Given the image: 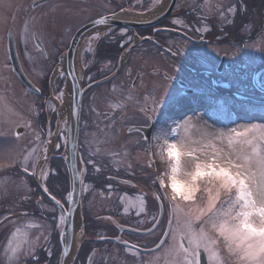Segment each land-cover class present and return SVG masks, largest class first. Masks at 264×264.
I'll use <instances>...</instances> for the list:
<instances>
[{
	"label": "rangeland",
	"instance_id": "1",
	"mask_svg": "<svg viewBox=\"0 0 264 264\" xmlns=\"http://www.w3.org/2000/svg\"><path fill=\"white\" fill-rule=\"evenodd\" d=\"M38 1L40 0H0V163L5 165L4 167H0V218L9 214L11 215L7 217V219H11L5 221L0 226V238L1 240L4 238L3 241H5L6 238H9L10 234L16 229L13 226H18L21 223H25L26 225L21 229L22 232L25 233L29 230L31 232L36 231V228L41 229V231L46 232V234H49L50 232V220H45L49 219L47 216L43 217L44 215L42 216L35 212L36 215L30 217V215H24L20 212V210L24 208L22 203L24 204L25 202L24 200H21V197L25 195L27 196L28 183L27 180L22 178V176L19 177L17 171L24 170V167L22 169L20 163L25 165L26 168H33L34 164L36 166V160L33 153L34 146L31 147L28 145L30 137L27 135V133L17 136L16 128L27 127L28 129L31 126L33 129L37 128V122L35 123V121H33L34 119L31 118L33 115L34 106H37L39 111L42 110L45 119L49 117V113L56 111L54 100H60L61 98L60 93L63 91L64 82L66 79L65 73L61 72L60 75L55 76L53 80L51 78L46 86L43 81L41 84L40 79L49 72L53 74V71L59 65L60 62H53L57 56V53L59 54V61H61L63 56L65 57L69 44L66 39H70L72 36L70 35L72 34L71 32H77L79 28L91 23V20L87 18L89 12H84L82 9V6L84 8V4L86 3L74 4L72 1H65L59 7H61L63 13L67 12V8L72 7L75 14H77L74 20H69L67 18L62 19V17L57 12V0H53L48 3V7L45 5L43 6V8H46L43 9L45 11L44 15L40 13V9H30V13L26 15L25 9L29 8L32 3ZM160 1L161 0H148L147 3H144L143 8L139 9V12L133 10L131 5L129 10L120 11L118 15L123 14L124 12L141 15L154 9ZM177 4L182 5V0H179ZM18 8L20 10L15 15L13 9L17 11ZM9 12L10 19L7 17ZM106 17L109 18V16H102L97 19ZM155 17L156 16H153L149 20ZM168 17L169 15L155 24H147L144 28L154 27L156 24H160V22ZM139 21L142 22V20ZM144 21H148V19L143 20V22ZM8 23L13 25L12 28L15 34L14 37L18 45L17 49L19 48L20 53H23V55L27 58L25 59L27 61L23 62L22 68H24L25 72H27L28 77L32 79L33 83L38 86H43L45 93L44 99L37 97L34 93L29 91L31 89L28 88V90L26 86L23 87V85L18 81L17 77H15L12 73L9 63V56L6 50V34L8 31ZM99 26H109V28H107V30L102 33L103 35L101 37L93 36L88 39L87 44L81 50L78 61V63H80V69L77 71L78 77H81L84 74L88 83L90 81H99L103 75L105 76L111 72V62H108L107 65H104L103 62H101V65L103 66H99L94 58V54L98 52V49L104 45L102 41L105 40V38L108 40L112 36H116L114 41L118 42L115 44V47L124 48L127 44L133 42L137 36L134 34L137 29H130L115 25L113 23L100 24ZM64 27H70V32H65ZM94 28L95 27L90 29ZM117 28L126 29L131 35L126 36L125 30H117ZM32 31H36L39 36H43V38H45L44 43L46 44L47 49V51H45L49 56V60L44 61L43 59L41 61L39 59L40 55H37L34 51V46H31V48L27 47V45H32ZM59 37H62L64 41L63 43L61 42V44H58L59 42L57 39ZM49 38H52V40H49ZM50 42H52V44ZM109 47H111L110 43L106 45V50H109ZM150 51L151 52L146 55L148 60L151 62V69H158V72H161L172 64V58L168 57L170 59L169 61H171L168 63V61L165 60L166 55L161 52L160 48H151ZM137 58L138 56L135 55V63ZM181 59L179 60L180 62ZM179 61H177V65H179ZM184 63L185 66L188 64L187 62ZM146 64L150 63L146 62ZM62 73L63 75H61ZM174 74L179 78H187L190 87L197 91L198 99H196V101L193 100V102L188 103L187 106L183 101H178L176 99V95H178L182 90H180V88L175 89V85L170 84L162 79H156V85L154 89H150L145 86L146 84L143 85L141 83L142 81L137 83L135 86H132L131 78L129 79L128 83H126V88H124V85H121L117 78L114 79L116 82L111 81L105 85H101L99 83L98 85L92 87L82 99L81 108L84 119L81 120L80 123L81 143L84 145L83 149L86 153L87 151L91 152V172L88 162L81 161L82 173L81 176L79 175L78 177L79 188H81L80 196H84L85 200H87L89 193L90 197L93 195L97 196L96 192L98 189H95L96 185L94 183L96 180L91 178L97 177L96 174L99 172H104V167L106 165L102 159L108 161L107 157L112 155L115 163L110 166L109 171L106 170V172L110 174L115 172L124 173L126 176L131 177L129 178V181L133 182L134 186L132 189H129L132 193L125 195L124 193H116L114 190L115 195H112V199L108 198L106 195L107 191L112 189L111 187L107 186L109 189L104 190V194L106 196L104 198L98 199L100 202V208L98 209H101L99 211H103L104 207H106L104 205H107L110 202L112 203L113 198H115V200H118V210L123 212L121 213L124 216L122 218L127 223L134 221L132 216L139 219L144 218L138 223L139 225L148 226L149 222L146 220L154 219V217L151 218L152 215L148 217L146 213L148 206L146 205L145 200L140 192L152 191L157 193L160 191L159 180H154L155 174L157 177L163 174L165 182H170L168 180V158L165 156L164 160L162 161L159 155L161 146L166 147L165 139H167L169 143H172L186 138V132L183 126L180 128L178 134H172L170 132L168 126L172 125L174 127V121L180 123L181 125H183L184 120L188 118H191L192 123L206 121L208 125L212 126L210 130H219L224 132H227L232 127H236L238 123L242 126L246 121H251L253 123L264 122V120H262V118H264L263 104L256 105L255 108L252 107V112H249L244 103H237L236 101L233 103L229 98L228 100L222 98L219 99L215 96L216 90L210 88V84L206 85L200 81L189 79L181 69ZM262 80V82L257 83V87L261 89L264 87V78ZM232 82L238 83L236 79H232ZM243 82L238 83L239 86L242 85ZM231 85L233 86V84ZM221 87H223L224 90L229 87L231 88L230 84H224ZM241 87L243 88L245 86ZM232 88H234V86ZM234 89L239 90L238 87H235ZM243 90L244 93H248L246 89ZM51 92L53 97L50 95ZM145 94H147V96H144ZM249 94H252L253 101H257L255 103L264 102V94L261 92L255 93V91H251ZM161 96L165 100V107L163 109L161 108L160 115L154 121L155 130L152 134V138L155 136L159 137V139H152V142L155 143V145H152L150 148V152L152 154L150 156L148 149H146L144 137H142V135L138 134L136 131L129 130L131 126L146 124L147 121L141 117V114L131 106H135L139 104L138 102H140V107L144 108V104H152L151 102L154 97L160 98ZM225 102L226 104H224ZM167 103H170V105L166 106ZM241 104H243V106H241ZM230 110L231 115H228L227 112ZM28 122L31 126L28 125ZM50 133L51 134H49L47 138L48 140H46V143L44 144L46 151V146L50 141L53 132ZM65 136L66 129L63 127V125H61L58 139L56 140V146L59 144L60 147L57 148L55 146L56 149L53 152L54 154H57L62 149V147H64ZM198 139L199 133L195 129H192L191 140ZM25 144H27V146ZM219 146L225 147L224 145ZM193 147L198 148L200 145H193ZM94 161L96 162L94 163ZM152 161H154L155 164L154 169L152 166H149L150 163L152 164ZM191 168V159L186 156H182L180 158V170L176 174V179L181 184L189 179L188 172L191 170ZM36 169L38 170L36 174H38L43 186L46 187L45 182L47 177L50 176L54 177L52 178L53 181H57L59 185L62 184L63 188L60 186L61 195L69 204L68 197L71 195V183L70 175L66 173L67 171L63 172V170L59 168H53L48 162L43 163L40 165V167L37 166ZM180 191H183L182 187L180 188ZM91 192L93 193L91 194ZM148 194L150 195V193ZM15 195H18L19 197L15 198ZM195 195L198 198L201 196L206 198V193L198 192ZM164 201L167 202V200ZM152 203L153 204L151 208H154L155 210L153 211V209L150 208V211L156 216L157 205L155 200H153ZM160 203L162 204L163 201H160ZM165 209L167 210V207H164V210ZM80 217L81 229L78 235L79 239L81 236H83L82 231L85 232V237L89 231L88 224L83 220L81 214ZM177 223L178 219L175 215H173V234H175ZM29 225L35 226L29 228ZM224 257L227 261V253L224 255Z\"/></svg>",
	"mask_w": 264,
	"mask_h": 264
},
{
	"label": "flooded vegetation",
	"instance_id": "2",
	"mask_svg": "<svg viewBox=\"0 0 264 264\" xmlns=\"http://www.w3.org/2000/svg\"><path fill=\"white\" fill-rule=\"evenodd\" d=\"M41 1L44 2L38 6H43V4L48 1L51 2L52 0ZM57 1V12L62 19L67 18L69 20H74L77 15L75 14L74 9H72V7L67 8V12L63 13L59 6L65 1H72L74 4L86 3L84 4V8L82 6V9L84 12H89L87 18L91 21L102 16L116 15L120 11L129 10L130 6L136 2V0ZM147 1L148 0H139L138 9L143 8L144 3H147ZM178 2L179 0L176 1L175 7L169 17L160 22V24H156V26L151 28L146 27L136 30L134 34L137 35L136 37L140 40H134L124 47L126 48L127 46L134 44L131 52H133L134 56H138L136 63L134 59L128 61L125 66H123L125 76H113L112 79L118 78L121 85H124V88H126V83H128L127 77L131 72L143 67L146 62L150 63L147 55L151 52V48H160L162 53L170 57V54L166 49L168 50L169 48L174 47L177 43L186 41L191 37L190 42L187 43V48L189 50L193 48L199 49L204 55L201 56L194 67L184 58L181 59V62L179 61V65L177 66L187 75L186 77L205 84H207L209 80L216 79V86H214L213 89L217 92L220 91L222 94H224V91V95L231 99L232 102L237 100L238 103H244L246 107L254 108L256 105H264V102L255 103L257 101H253L252 94H249L251 91L264 94V87L262 89L257 87V83L262 82V79L264 78V51L258 50L260 47L258 41L261 36H264V0H182V5L177 4ZM232 5L237 7V12L234 16L227 12L228 7ZM217 6H219V9ZM221 11L225 13V18L223 19L220 15ZM29 13L30 10L25 12L26 15ZM40 13L44 15L45 11L40 10ZM173 21H180V23L176 24L173 23ZM228 21H232V23H228ZM189 27L192 29L190 32L188 31ZM69 28L70 27H64L65 32L69 33ZM196 28H200L201 32H195ZM117 30H125L126 36L131 35L126 29L117 28ZM73 32L74 31L71 33ZM184 33H187V35H184ZM201 35L203 36V40L200 39ZM31 36L32 45H27V47L31 48V46H34V51L37 55H40L39 59L41 61L43 59L44 61L49 60V56L45 49L43 50V48L38 45V39L40 40V36L36 31H32ZM115 37L116 36H112L108 40L105 38V40L102 41L104 45L98 49V52L104 50L109 43L111 44L109 50L117 48L115 47V44H117L118 41H114ZM57 40L59 42L58 44H61V42L63 43L62 37H59ZM241 40L246 41L249 45H256V47H245L244 44L239 43ZM137 43L140 45V50L136 48ZM233 45H236V47H233ZM237 47L240 51H237ZM233 53H235V55H233ZM185 55H187V53H185ZM25 59L27 58L24 56L19 63L21 69H24L22 68V65L23 62L27 61ZM58 61L59 54L57 53L53 62L58 63ZM184 62L188 63L186 65L187 67ZM103 64L106 65L105 62H103ZM152 71L158 72V69H152ZM12 73L17 77L13 69ZM111 74L112 72L105 76L103 75L102 78ZM25 75L28 77L27 73ZM43 78L41 77L40 79L41 84ZM232 79H236L238 83L244 82L239 86L238 83L232 82ZM29 80L31 81L30 78ZM183 80L188 83L187 78H183ZM89 83H91V81ZM136 84L137 83H132V86H135ZM224 84H230L231 88L229 87L224 90L223 87H221ZM231 84H233L234 88L238 87L239 90L232 88L233 86ZM188 85L190 84L188 83ZM241 86L245 87L242 88ZM23 87L25 86L23 85ZM34 89L35 90H28L40 99L45 98L43 86L36 85ZM36 89H39V91L37 92ZM243 89H246L248 93L245 92V94ZM144 96H147V94ZM216 96L219 97L217 93ZM178 101L182 102L183 100L179 97ZM33 113H35V116L37 117L33 120L35 123L37 122V128L33 129L28 122V125L31 127L28 129L27 127H21L18 133L19 135L27 133L30 137L28 142L30 144H35L37 150L47 139V132L43 127V120L45 118L42 110L39 111L37 106H34ZM140 126H148V122L146 121V124H140ZM154 130V128L151 130V137ZM145 144L146 149H148L149 147L147 146L146 140ZM152 145L150 144V148ZM88 155L91 157V152H89ZM149 155H152L151 152H149ZM88 164L91 172V160ZM25 169H27V171H25ZM37 172L38 170L36 169L35 164L33 168H24L23 171L17 172L19 177L22 176V178L27 180L28 183V194L26 193L27 196L22 195L23 197H21V200H24L25 202L24 204L22 203L24 208L21 209L20 212L24 215H30V217L35 216L36 213L42 216L44 215L43 217L47 216L49 219L45 220H50L49 227L51 229L49 234H46V232L37 228L36 231L31 232L29 230L26 232L27 238L33 242L32 247L34 248V253L22 254L19 259V264H64V243L60 236L61 230L59 231L58 229L59 217L63 213L61 212L60 207L55 205L51 196L54 195L56 199L61 201L66 213L68 212V202H66L61 195L60 186L62 187V184L59 185L57 181H55L52 186H48L45 182L48 189V191L45 192V186L42 185V182H39L38 176H36ZM32 173L35 174L33 175ZM96 175L97 177L91 179L96 180L94 183L96 185L95 189H98L96 192L97 196L93 195L90 197L89 193V195L87 194V200H85L84 196L81 197L80 214L83 220L88 224L89 231L86 237L85 232L82 231L83 236H81L78 243L79 245L76 254L71 257L67 264H167V261L171 259L168 256V249L173 244L171 235H165V233L169 232L170 220L173 228V215H171V208L169 207L168 200L167 210L163 209L160 211V201L155 198L154 192H140L148 206L146 211L148 217L152 215L151 218L154 217V219L146 220L149 222L148 226L139 225L138 223L144 218L141 217L142 219H139L132 216L134 221L127 223L122 218L124 217L121 214L123 212L118 210L119 205L117 204V199L115 200V198H113L112 203L110 202L109 204L104 205L106 207H104L103 211H99L101 209H98L100 208V202L98 199L104 198L106 195L108 198L112 199V195H115L114 190L117 193V185L121 184V180L128 181V186L132 189L134 183L129 181V178L131 177L126 176L124 173L106 174L105 172H99ZM154 176V180L156 181V174ZM48 178L49 177H47V179ZM107 184H110L109 187L112 189L107 191V194L105 195L104 190L109 189ZM92 193L93 192H91V194ZM130 193L132 192L130 191ZM148 193H150V195ZM18 197V195H15V198ZM153 200H155L157 205L156 216L150 211ZM151 209H153V211L155 210L154 208ZM8 216L11 215L9 214L0 218V226L5 221L11 219H4ZM23 226H26L25 223L13 227H20L22 229ZM45 237L48 238L47 242L45 241ZM3 240L0 238V264H4L3 252L5 245L8 242V238H6L5 241ZM161 240L164 241V244L157 248L156 246L160 244ZM25 247L27 248V245ZM46 249L50 250L51 255H49V251ZM34 257H38V259Z\"/></svg>",
	"mask_w": 264,
	"mask_h": 264
},
{
	"label": "snow or ice",
	"instance_id": "3",
	"mask_svg": "<svg viewBox=\"0 0 264 264\" xmlns=\"http://www.w3.org/2000/svg\"><path fill=\"white\" fill-rule=\"evenodd\" d=\"M217 8L219 9V6ZM227 12L234 16L237 7L232 5L228 7ZM220 15L222 19L225 18L223 11ZM94 23L108 24V19L101 18ZM173 23L179 24L180 21ZM188 31L192 29L189 27ZM195 32H201V29L196 28ZM200 39L203 40L202 35ZM190 40L191 37L168 49L172 58L169 69L171 73L180 70L177 61L181 58L186 59L194 67L204 55L199 49L187 48ZM239 43L244 44L245 47H256L244 40ZM258 43L260 45L258 50L264 51V36H261ZM237 51H240L238 47ZM173 78L174 76L169 72L164 75L165 80ZM36 91L38 92L39 89ZM62 96L63 93H60L61 98ZM164 106L165 100L162 96L154 97L151 108L143 110L158 113ZM147 119L153 122L151 115ZM174 124V127L168 126L170 132L178 134L183 126L186 138L172 143L165 139L166 147L161 146L159 155L162 161L165 156L168 158L170 182H165L163 174L157 177L160 191L155 193L157 200H168L171 215H175L178 219L175 234L171 220L169 232L165 233L166 236L172 235L173 238V244L168 249V256L171 259L167 264H201L202 253L206 257L207 264H264V122L246 121L242 126L238 123L227 132L210 130L212 126L206 121L192 123L191 118L184 120L183 125L176 121ZM192 129L199 133L198 140H191ZM137 131L142 130L137 129ZM152 139L157 140L159 137L154 136ZM145 140H148L147 136ZM197 144L200 147H193ZM66 145L67 140L65 147ZM219 145H224L226 150ZM56 147L59 148L60 145ZM182 156L190 158L192 162V168L188 172L189 179L183 184L176 179ZM4 166L0 163V167ZM149 166L151 167L152 164L150 163ZM181 187L183 191H180ZM44 191H48L47 187ZM198 192L206 193V198L196 197L195 194ZM51 199L63 212L64 205L61 201L54 195ZM68 200L72 201L71 195ZM163 207L161 204L162 209ZM68 215H71V208L68 209ZM64 224L65 216L61 214L58 226ZM34 226L29 225V227ZM66 232L65 229L61 233L62 237ZM47 240L48 238L45 237L46 242ZM62 242L65 244L64 251H70L71 245L67 240L62 239ZM32 244L33 242L27 238V233L17 227L10 234L5 245L4 264H19L22 254L34 253ZM162 244H164L163 240L156 247L159 248ZM48 251L51 255L50 250ZM222 253H227V261ZM34 258L38 259V257Z\"/></svg>",
	"mask_w": 264,
	"mask_h": 264
},
{
	"label": "bare ground",
	"instance_id": "4",
	"mask_svg": "<svg viewBox=\"0 0 264 264\" xmlns=\"http://www.w3.org/2000/svg\"><path fill=\"white\" fill-rule=\"evenodd\" d=\"M168 1L169 0H161L159 2V4H157L155 6L154 9H152V10L146 12V13H143L141 15L140 14H129V13H125L124 12L123 14H120V15L116 14V15H108V16H111L112 19H115V20H117V18H118V20L126 19L127 21H139V20L143 21V20H147V19L149 20L151 17L156 16L158 13L162 12L164 10V8L167 6ZM43 2L44 1L40 0L38 2L32 3V5L29 8L25 9V12L30 10V9H36V10L46 9V8H43V6L44 5L47 6L48 3H50V1L46 2L45 4H43V6H39L38 7V5L43 3ZM138 5H139V0H136V2L132 4V9L136 10V12L137 11L139 12ZM174 7H175V5L173 6L172 11H173ZM19 10H20L19 8H18L17 11H15V9H13V12H15V15L18 13ZM10 11H11V9H10ZM172 11L170 12V14L172 13ZM7 17L10 19V12L8 13ZM93 21H95V20H93ZM109 26L95 27L94 29L88 30L87 32H85L80 37V39L78 41V44L76 45L75 51H74V61L75 62L73 61V74H74L73 77H75V79H73V77L70 79V77L68 75L67 63L65 61V57L64 56L61 58V61H58L60 63L55 68V70L53 71V74L50 73V72L48 74H45L44 79H43V83L45 85L49 83L51 78L53 80L55 76L60 75L61 72L65 73L66 79H65L64 88H63V91H62V93H63L62 98H60V100H58V99L54 100V103L56 105V111H52L51 113H49V117L47 119L43 120V127L45 128V130L47 132V138H48V135L50 134V132H53L52 137L50 138V141L48 142V144L46 146L47 147V151H46V148L44 147V144L46 143V140H48V139H46L45 142H43L37 150H36L35 144H30L28 142L29 146H31V147L34 146L33 153H34L35 160H36V167L37 166L40 167V165H42L43 163H47L48 162L51 167L57 168V169L59 168V169L63 170V172L67 171L66 173L70 175V173H69V171H70V162H69L70 150H69L68 141L70 140L69 132L71 131L72 125H73L72 119H73V113L74 112L72 111V109H73L72 108V104H73V93L75 91V86H77L78 89L80 88V90H84V92H83V94L81 96V104H82L83 97L85 96V94L92 87L98 85L99 83L101 85H105V84H108L111 81L116 82V80L112 79L113 76H118V77L121 76V75L125 76V74H124L125 70L123 69V66H125V64L128 61L134 59V54H133V52H131V49L133 48L134 44H131V45L127 46L126 48H115L113 50H106V48H105L104 50H100L97 54H94V58H95V61L97 62V64L99 66H102L100 62H105L106 65H107L108 62H111L110 66H111L112 74L107 76V77H105V78L100 79L99 81L91 82V83H88V81H86V76H84V74H83V76L78 77V72L77 71L80 69V63H78V61H79V56H80L81 50L87 44V41H88V39L90 37H93V36L101 37L103 35L102 33L105 30H107V28H109ZM12 27H13V25H10L8 23V27H7L8 31H7V34H6V44H7L6 50H7L8 56H9V63H10L11 69H13V67H12L13 65H12V59H11L10 51H9V47H8V33L11 32V34L13 35L14 48H15V53H14L15 59L17 60L18 63H20V61H22V59L24 58L23 53H19L20 50H19V48L17 49L18 45L16 43L17 41L15 40V37H14L15 34L13 32V28ZM79 29H81V28H79ZM77 32L75 31L74 33L70 34V35H72L70 37V39H66L65 38L66 41L69 42L68 48H69V45H70L71 41L74 39L75 35L77 34ZM172 32H176V31H172ZM49 40H52V38H49ZM44 42H45V38H43V36H40V40L38 39V45H40L43 48V50L45 49L47 51L46 44ZM50 43L52 44V42H50ZM68 48H67V50H68ZM136 48L137 49L140 48V45L138 43L136 44ZM109 49H110V47H109ZM67 50H66V52H67ZM166 51L168 52L167 49H166ZM168 57L169 56L166 55L167 59L165 58V60H167L168 63H170L171 62V61H169L170 57L169 58ZM150 66H151V62H150V64H146L145 63L143 67H140V68L136 69L135 71H132L131 74L127 77L128 81H129L130 78H131V83H133V84L134 83H139V82L142 81L141 83L143 85L146 84L145 86L147 88L154 89V87L156 85L155 84L156 79H162L164 81H167L170 84L175 85V89L180 88V90H182V91L179 92L178 95H176V97H177L176 99L178 100L179 97H181L183 102H184V104L186 106L188 105V103H192L193 100L196 101V99H198L197 91H195L192 87H190V85H188V83L185 80H183L182 77H181L182 78V80H181V78L179 79V77L177 75L171 73L169 71L170 66L167 69L162 70L161 72H153ZM21 72L24 74L25 78L35 88L36 84L33 83L32 79L30 81L29 78L25 75L27 72H25L24 69H21ZM166 72H169V74L173 75L174 78L172 80H165L164 79V75H165ZM16 76H17V74H16ZM19 81L23 84V82L20 79H19ZM209 84H210V88H213L214 86H216V79L215 80H209L206 85H209ZM147 85L150 86V87H148ZM216 93H217V95L219 97L228 100V97H226V95H224L225 94L224 91H223L224 94H222L220 91H218V92L216 91ZM50 95H51V97H53L52 92H51ZM236 102H237V100H236ZM138 103L139 104H137L135 106H131V107L133 109H135L136 111H138L141 114V117H143L144 119L147 120L148 126H140V124H138V125H135V126H131L129 130L136 131L138 134L142 135V137H145V136H148L147 134L151 133V130L154 128V117L156 115H160L161 109L159 110L158 113H152L150 111L146 112L143 109L151 108L152 104H144L145 105L144 108H141L140 107L141 106L140 102H138ZM224 104H226V102ZM168 105H170V103L166 104V106H168ZM241 106H243V105L241 104ZM247 109L250 112L252 110V107H247ZM227 114L231 115V110L228 111ZM149 115H151L153 117V122H149L148 121L147 117ZM31 118L32 119L37 118L35 116V113H33ZM156 118H158V116H156L155 119ZM83 119H84L83 111H82V108L80 107L79 119H78V131H77V136H76V157H75V165H76V171H77V175L78 176L79 175L81 176V173H82V163H81V161L89 162L91 160V157L88 155L89 152L87 151V153H86L84 151V149H83L84 145L81 143V127H80V123H81V120H83ZM61 125H63V127L66 129L65 140H67V145H66V147L64 145V147H62V149L57 154H54L53 152L56 149L55 148L56 140L58 139L59 129L61 128ZM20 129H21V127H17L16 128V133H18L20 131ZM137 129H141L142 131H137ZM149 142L152 145V139H150ZM25 145L27 146V144H25ZM153 145H155V143H153ZM61 152H62V154H61ZM65 157H67V159H65ZM107 158H108V161H105V159H102L104 164L106 165L104 172L106 174H110V173H107L106 170L109 171L110 166H112L115 163V161H114L112 155H110ZM95 162L96 161H94V163ZM20 165L22 166V169H23V167L26 168L21 163H20ZM152 167H153V169L155 168L154 161H152ZM17 172H19V171H17ZM36 176H38V174H36ZM52 178H54V177L50 176L47 179L46 184L48 186H52L55 183V181H53ZM41 179H42V177H41ZM38 180H39V182H41L39 177H38ZM105 183H106V180H105ZM120 183L121 184L117 185L118 186L117 193H124V195L125 194H129L130 193L129 189H131L128 186L129 182L126 181V180H121ZM107 185L110 186V184H107ZM79 189H80V191H79L78 203H77V206H76L77 208L74 211L73 216L71 215V222H72V233H71V235L72 236H71V242L69 243L71 245V248H70L69 253L66 254V257H65L66 260H64V264H67L68 261L71 259V257L74 254H76V251H77L78 245H79L78 242L80 241V239L78 238V235H79L80 229H81V217H80L81 188H79ZM163 203H162L163 206L166 208L167 207V202H165L163 200ZM159 204H160L159 205L160 211H162L164 209V207L162 209L161 208V203H159ZM65 218H69V217L65 216ZM64 228H65V224L61 225L59 227V231L61 230V232H60L61 240L62 239L65 240L66 239L65 235L63 237L61 235V233L64 231Z\"/></svg>",
	"mask_w": 264,
	"mask_h": 264
},
{
	"label": "water",
	"instance_id": "5",
	"mask_svg": "<svg viewBox=\"0 0 264 264\" xmlns=\"http://www.w3.org/2000/svg\"><path fill=\"white\" fill-rule=\"evenodd\" d=\"M176 0H169L167 6L164 8V10L161 13H158L156 15L155 18L148 20V21H127V20H115L112 19L111 16H109L108 19V23L109 24H115L118 26H123L126 28H130V29H138V28H144L147 24H155L156 22L162 20L163 18H165L166 16H168L170 14V12L172 11L173 6L175 5ZM168 14V15H167ZM98 20V19H97ZM96 21V20H95ZM100 24H95L94 21H92L91 23L86 24L85 26H83L81 29L78 30L77 34L75 35L74 39L71 41L69 48L66 52L65 55V61L67 63V71H68V75L70 77V79L74 76L73 74V61H74V51H75V47L78 44V41L80 39V37L87 32L88 30H90V28L99 26ZM8 47H9V51H10V56L12 59V67L14 69V71L16 72L18 78L23 82V84L31 89V90H35L34 86H32V84L25 78L24 74L21 72V67L19 65V63L17 62V60L15 59L14 53H15V48H14V40H13V35L10 33H8ZM75 86V85H74ZM84 90H80V88L78 89L77 86H75V91L73 93V104H72V111L73 113V125H72V129L69 132L70 134V140L68 141V145H69V150H70V157H69V162H70V183H71V196H72V201L69 202L68 204V209L71 208V215L73 216L74 211L76 210V206L78 203V197H79V183H78V175H77V171H76V165H75V157H76V136H77V131H78V119H79V112H80V107H81V96L83 94ZM69 139V138H68ZM149 139V137H148ZM61 209V208H60ZM63 215L67 216L69 218H65V228L67 232H66V239L68 243L71 242V233H72V222H71V215L69 216L68 213L65 212V209L63 208ZM64 248H65V244H64ZM68 252L63 251V256L64 258L66 257V254H68ZM66 260V258H65ZM201 264H207L206 261V257L204 256V254L202 253V259H201Z\"/></svg>",
	"mask_w": 264,
	"mask_h": 264
}]
</instances>
